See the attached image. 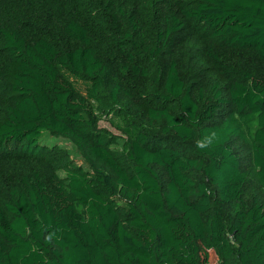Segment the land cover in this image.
Masks as SVG:
<instances>
[{
	"label": "trees",
	"instance_id": "trees-1",
	"mask_svg": "<svg viewBox=\"0 0 264 264\" xmlns=\"http://www.w3.org/2000/svg\"><path fill=\"white\" fill-rule=\"evenodd\" d=\"M37 1L29 28L0 29V153L58 154L45 139L63 137L82 164L60 155L0 194V264H209L205 251L264 264V0ZM173 2L177 17L161 10ZM217 45L253 53L261 70L220 66ZM122 61L155 78L121 89ZM129 100L134 121L114 108ZM96 110L117 117L120 146Z\"/></svg>",
	"mask_w": 264,
	"mask_h": 264
},
{
	"label": "rangeland",
	"instance_id": "rangeland-1",
	"mask_svg": "<svg viewBox=\"0 0 264 264\" xmlns=\"http://www.w3.org/2000/svg\"><path fill=\"white\" fill-rule=\"evenodd\" d=\"M30 3V4H29ZM29 4V5H28ZM39 8V2L37 0H0V29L7 28L9 26L17 28V29H27L25 23H30L29 20L25 17V13L28 15H33L36 8ZM179 4L173 2L165 5L161 10L163 13H167L169 15H179L177 13V8H179ZM28 7V8H27ZM29 11H25V9ZM25 22V23H23ZM186 31H177L175 38L177 41L180 38H184L186 36ZM208 42V41H206ZM154 44H159L157 38H153ZM209 46V44H208ZM214 53L217 55V59L220 63V66L223 65L225 67L232 68L236 71H240L243 73L252 72L258 73L261 68L254 54L249 51L237 50L230 47H224L221 45H217L214 49ZM159 55L155 57L154 69L157 68L160 64ZM7 61V54L2 49L1 46V35H0V119L4 117L6 107L10 104V99L8 97L7 91L4 88L3 82V66ZM125 61L118 63L115 66L114 71V80L120 85L121 89L130 90L132 93L140 92L145 85L149 82H152V79L155 78V72L151 74V77L146 80L142 77L133 76L129 70ZM184 71L187 72L188 68L184 67ZM211 76H203L202 83H207ZM197 78H199L197 76ZM76 92L84 97H89L87 93L88 82L78 79H71ZM108 91H102L101 97L103 100L108 101L110 96L108 95ZM91 102V101H90ZM135 101L129 100L126 104L118 105L114 108L122 112L125 118L129 121H134L135 115L134 111L131 109ZM115 113V109L113 110ZM96 115L100 117V120L97 123V128L102 131L108 137L114 138L117 141V146L122 144L123 136L122 133L115 127L114 122H117V117H112L113 113L108 111V113H100V111L96 110ZM140 129H143L147 132H153L152 125H146L141 123L139 125ZM45 144L47 147L59 149L58 154H43L39 156L29 157L28 155L21 154L18 157H5L3 153H0V194L2 196L7 195L8 187L15 183L17 178H19L22 173L28 172L30 170L41 171L43 177H46L44 173L48 171V166L51 160L56 161L59 159L60 155L63 158L71 159L75 162V164H82V157L77 148L72 144V142L63 137H47L45 139ZM56 173L58 176H62V172L57 168ZM204 260L209 264H214L213 257L211 252L205 251L203 253Z\"/></svg>",
	"mask_w": 264,
	"mask_h": 264
}]
</instances>
